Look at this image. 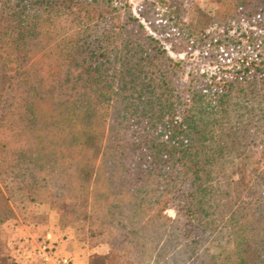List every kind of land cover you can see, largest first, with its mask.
Wrapping results in <instances>:
<instances>
[{"label": "trees", "instance_id": "trees-1", "mask_svg": "<svg viewBox=\"0 0 264 264\" xmlns=\"http://www.w3.org/2000/svg\"><path fill=\"white\" fill-rule=\"evenodd\" d=\"M217 1L230 12L198 30L182 14L187 1L150 2L149 14L142 12L150 33L137 17L121 19L123 4L111 0L117 10H100L94 0H0V61L9 52L24 57L2 127L16 138L0 134V158L33 199L44 188L52 203L79 206L73 221L110 247L92 264L115 252L121 264H147L148 247L157 264H264V189L227 217L218 185L225 160L252 130L247 116L264 125V0ZM164 31V39L154 34ZM207 39L210 65L222 70L209 76L191 68L186 83L188 54L175 60L165 43L189 53ZM50 49L51 63L29 56ZM261 149L264 162V143ZM100 157L110 190L133 196L126 205L120 197L109 204L111 218L103 220L81 209ZM168 206L178 209L176 219L164 216ZM142 209L152 212L145 222L135 217ZM14 216L0 186V264H19V255L35 248L22 231L6 252L2 230ZM224 221L234 245L210 253L205 245ZM150 226L155 242L147 246ZM51 243L59 251L57 240Z\"/></svg>", "mask_w": 264, "mask_h": 264}, {"label": "rangeland", "instance_id": "rangeland-1", "mask_svg": "<svg viewBox=\"0 0 264 264\" xmlns=\"http://www.w3.org/2000/svg\"><path fill=\"white\" fill-rule=\"evenodd\" d=\"M86 1V0H79ZM109 1V0H108ZM107 0H94V2L99 6V9L103 10H117L110 2ZM115 3H122L121 10H118L117 14L121 19H126L128 16H134L139 18V20L145 24L146 29L151 32L148 24L146 23L142 12L147 15L150 12V2L156 0H111ZM187 1L186 10L182 12L186 23L193 25L195 30L205 27L209 22H211L215 17L220 14H227L230 10H218L219 3L217 0H199L197 2L192 0ZM230 4V1L227 5ZM121 5V4H120ZM161 9V8H159ZM163 14L165 10H160ZM184 31L186 28L182 27ZM167 32L154 33L157 37L164 39L168 37ZM182 40L184 39V32H181ZM179 30H172L171 36H178ZM179 37V38H181ZM53 39V38H52ZM184 41L179 48L184 46ZM169 54L175 60H180L184 58L186 54L188 56V68L183 72L182 76L186 83L190 82L189 70H199L201 72H206L209 76L220 72L217 66L210 65V46L209 39L205 43L200 44L195 50H190V52H178L171 49L168 42L165 43ZM46 53L44 56L40 54L32 53L31 57L39 58L46 63H51L56 60V55L51 52ZM237 56V54H235ZM24 57H17L16 53L11 54L10 52L4 56V59L0 61V134L3 140L9 138H16L15 133L2 130L8 122H6V117L10 109V94L11 85L15 82V77L19 74L21 69H18V64L22 63ZM31 59V58H30ZM229 62L230 59H227ZM14 85V84H13ZM44 115L49 114V110L44 108ZM250 124L252 128L251 132L248 133L247 137L243 139L240 149L237 151L233 157H229L225 160L223 165V172L218 178V185L221 191L224 193L223 206L226 210V216L229 217L234 210L242 208L253 200V196L256 191L264 189V183L261 181L262 171L264 170V162L262 161V149L261 145L264 143V125L262 121L250 114L247 116L246 122ZM108 142V139L104 140V145ZM98 177L97 182L94 185V189L89 192L88 206H81V209H87L90 213H93L103 220L105 218H111L109 212L111 208L109 204L115 202L119 197L123 199L126 205L133 196L130 192H124L123 195H118L116 192H112L108 184L109 172L103 166V159L101 157L98 160ZM0 186L3 188L5 194L10 199V205L14 212V220L11 223H6L3 226L2 238L5 243L6 252L11 254L10 251L11 244L14 243L16 234H23L29 228H33L37 234V242L46 240H54L52 237H47L48 233H54L56 235L55 240L58 243L62 239H68L69 236L77 238L79 242H83L85 248H88L92 252L89 256L88 264H92L93 256H104L110 252V247L104 243L103 238L100 236H92L88 227L80 223V221H73V215L71 211L77 209L79 206L75 204L71 199L67 201L61 199L57 203H52V197L49 190L42 188L36 195V200L32 198L30 193L27 191L26 187L16 179L11 178L6 174L4 163L0 158ZM164 216L171 220L178 217V209L175 206H168L164 210ZM152 215V212L147 209L139 210L135 215L137 221L145 222L147 218ZM227 221L222 222L218 232L207 242L205 245L206 249L210 253H220L221 251H226L232 249L235 240V233L232 228L226 224ZM169 223H171L169 221ZM14 224V226H13ZM143 225V223L141 224ZM151 227V226H150ZM151 229V230H150ZM149 229L150 237L146 239L147 246L151 245L155 240H153V227ZM35 233V232H34ZM27 235V234H26ZM28 238L33 241V237L28 234ZM72 237V238H73ZM155 239V238H154ZM150 247L147 248V264H157L156 256H152ZM33 253V251H32ZM65 254V253H64ZM73 258L76 264L79 263L73 254L66 253ZM29 256V255H28ZM187 257L184 255V260ZM19 264H42L34 254L27 258L19 256ZM101 261V262H100ZM122 258L118 252L112 253L110 259L98 260L95 264H121ZM94 264V263H93Z\"/></svg>", "mask_w": 264, "mask_h": 264}, {"label": "crops", "instance_id": "crops-1", "mask_svg": "<svg viewBox=\"0 0 264 264\" xmlns=\"http://www.w3.org/2000/svg\"><path fill=\"white\" fill-rule=\"evenodd\" d=\"M35 232V233H34ZM25 234H30L33 237L32 243L34 246L38 244L37 242V234L35 229L29 228ZM47 237H52L54 240L56 235L54 233H48ZM73 236H69L68 239H62V241L59 243V251L61 254L71 253L74 255L75 259L81 263V264H88L89 255L92 253L88 250V248H85L83 245V242H79L77 238H72ZM52 240V241H54ZM33 253L32 251L25 250L23 254L19 255L20 257L24 258L25 261H27V258L31 256ZM29 255V256H28ZM21 260H19L20 262ZM28 262V261H27Z\"/></svg>", "mask_w": 264, "mask_h": 264}, {"label": "built area", "instance_id": "built-area-1", "mask_svg": "<svg viewBox=\"0 0 264 264\" xmlns=\"http://www.w3.org/2000/svg\"><path fill=\"white\" fill-rule=\"evenodd\" d=\"M192 1L197 2L199 0ZM236 32L237 22H234L231 34H235ZM49 239L39 241L33 250V254L42 264H76L71 256L58 252L55 245Z\"/></svg>", "mask_w": 264, "mask_h": 264}]
</instances>
